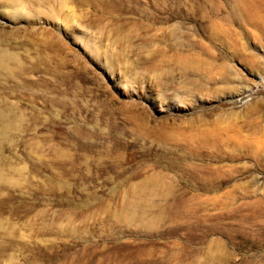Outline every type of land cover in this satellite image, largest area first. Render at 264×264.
Segmentation results:
<instances>
[{"label": "rangeland", "instance_id": "1", "mask_svg": "<svg viewBox=\"0 0 264 264\" xmlns=\"http://www.w3.org/2000/svg\"><path fill=\"white\" fill-rule=\"evenodd\" d=\"M240 20L0 0V264H264V23Z\"/></svg>", "mask_w": 264, "mask_h": 264}, {"label": "bare ground", "instance_id": "2", "mask_svg": "<svg viewBox=\"0 0 264 264\" xmlns=\"http://www.w3.org/2000/svg\"><path fill=\"white\" fill-rule=\"evenodd\" d=\"M234 3H235L237 13L239 14L241 20H245V22L247 21L248 23H252V21H258L260 23H264V6L261 4L260 0H255L254 2H252L251 0H234ZM215 28L217 31L219 30V28L217 26ZM212 34L217 35L216 37H218V35H219L224 40L226 38H228L227 36L224 35V33H223V35H221L220 33H212ZM200 171H202V170H200ZM206 172H204L205 173L204 175H201V174L199 175L197 173H193L194 175L192 176V178L196 181L197 186H202L203 188L208 189V188H211L213 186L214 182L208 178L210 176H207ZM186 176H188V175H186ZM148 182L151 183L152 180H149ZM143 185H147V182L145 184L143 183L141 185V187L139 186V188H142ZM141 191H142V189H141ZM139 202L140 201H138L136 199L135 200L133 199L132 201H128L125 204V208H124L123 212L120 214V216L122 218L128 219V220L135 218L136 217L135 214H137V212H139L140 207H141V206H139Z\"/></svg>", "mask_w": 264, "mask_h": 264}]
</instances>
